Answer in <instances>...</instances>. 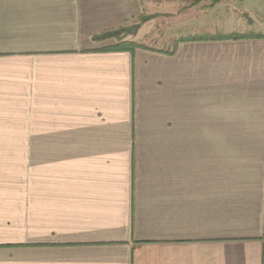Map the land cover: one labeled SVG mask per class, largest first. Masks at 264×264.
I'll list each match as a JSON object with an SVG mask.
<instances>
[{
	"label": "crops",
	"instance_id": "0c3cea01",
	"mask_svg": "<svg viewBox=\"0 0 264 264\" xmlns=\"http://www.w3.org/2000/svg\"><path fill=\"white\" fill-rule=\"evenodd\" d=\"M155 4L0 0V264H264V0Z\"/></svg>",
	"mask_w": 264,
	"mask_h": 264
},
{
	"label": "rangeland",
	"instance_id": "374dc122",
	"mask_svg": "<svg viewBox=\"0 0 264 264\" xmlns=\"http://www.w3.org/2000/svg\"><path fill=\"white\" fill-rule=\"evenodd\" d=\"M152 1L156 3L155 4L156 8H148L147 10L143 11L141 15H146V16L154 15V17L151 19L156 18V20L150 19L144 23L145 25L143 26L141 25L142 26L141 35H138L139 28L141 26L136 30V33H134L133 35H124V36L122 35L121 36L122 41L125 40L133 41L138 45H140L142 49H149L157 52L163 51L164 53L167 54L172 51L171 49L173 46V38L175 37V33H176L175 31L177 30L176 29L177 27L171 24L172 16L174 15V12L177 9H179V7H182V5L185 6V8L188 5L191 7L198 6V9L202 13H206V14L212 13V14H216V16L219 17L217 14L223 13L222 9L220 8L221 7L220 4H222L223 2L226 3V1L232 2V0H201L195 4H192V0H178L179 1L177 2L178 4H175L176 3L175 0H152ZM151 10H154L155 12H152ZM217 17H213V19ZM240 21L241 23L245 22L247 24H250L246 17L241 19ZM212 28L213 27L211 26H203L202 29L208 30ZM250 29L251 27H249V30ZM109 39H115V38H109ZM117 43L118 41L116 40V44Z\"/></svg>",
	"mask_w": 264,
	"mask_h": 264
},
{
	"label": "trees",
	"instance_id": "16d2710c",
	"mask_svg": "<svg viewBox=\"0 0 264 264\" xmlns=\"http://www.w3.org/2000/svg\"><path fill=\"white\" fill-rule=\"evenodd\" d=\"M201 0H192V4H195L197 2H199ZM154 15L151 16H146V15H140L139 17H137L132 23L122 26V27H118L116 29H112V30H108V31H104L101 32L97 35L93 36L94 40H104V39H109V38H115L118 43L115 46L106 48L104 50H109V51H130L133 53V51L137 48H141L140 45H138L137 43L133 42V41H122V35H133L134 33H136V30L145 22H147L148 20H150L151 18H153ZM237 37L236 35L233 36H218L217 38L222 39V38H235ZM183 39H179V41L176 42H180ZM191 41L194 40H199V38H192V39H188ZM171 52H169L168 54H171Z\"/></svg>",
	"mask_w": 264,
	"mask_h": 264
}]
</instances>
